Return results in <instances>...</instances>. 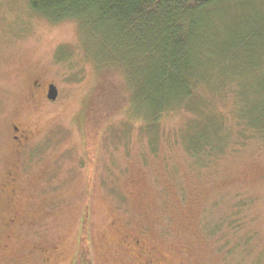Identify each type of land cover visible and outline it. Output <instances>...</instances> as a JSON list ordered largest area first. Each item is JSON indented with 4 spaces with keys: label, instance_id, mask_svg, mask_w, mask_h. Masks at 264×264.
I'll list each match as a JSON object with an SVG mask.
<instances>
[{
    "label": "rangeland",
    "instance_id": "rangeland-1",
    "mask_svg": "<svg viewBox=\"0 0 264 264\" xmlns=\"http://www.w3.org/2000/svg\"><path fill=\"white\" fill-rule=\"evenodd\" d=\"M203 12L211 31L195 37L191 105L227 147L202 163L184 143L198 136L187 108L150 123L126 105L84 134L98 77L78 21L0 0V242L10 232L14 247L0 264H75L81 240L89 264H145L136 240L156 248V264H264V0ZM34 81L54 84L56 100ZM12 124L32 131L19 155Z\"/></svg>",
    "mask_w": 264,
    "mask_h": 264
},
{
    "label": "trees",
    "instance_id": "trees-1",
    "mask_svg": "<svg viewBox=\"0 0 264 264\" xmlns=\"http://www.w3.org/2000/svg\"><path fill=\"white\" fill-rule=\"evenodd\" d=\"M26 1L52 23L78 21L98 77L84 124V134L87 123L95 134L126 105L150 123L172 111L193 110L191 100L201 84L193 55L195 37L198 29L207 33L211 27L202 24L203 11L220 2L243 0ZM196 124L198 136L184 143L194 160L203 163V156L210 158L227 147V135L219 123L214 124L220 134L201 121ZM81 241L75 264H89L88 244Z\"/></svg>",
    "mask_w": 264,
    "mask_h": 264
},
{
    "label": "flooded vegetation",
    "instance_id": "flooded-vegetation-1",
    "mask_svg": "<svg viewBox=\"0 0 264 264\" xmlns=\"http://www.w3.org/2000/svg\"><path fill=\"white\" fill-rule=\"evenodd\" d=\"M51 82H38V81H34L32 84V88L34 91H36L37 93H39V91L41 92L43 101L45 102H53L56 100V98L54 100H50L47 98V93H48V87L50 85ZM31 135H32V131H30V129L28 128H21L16 124H12L11 125V144L13 147V152H16L17 155H19L20 151H23L25 148V152L28 151V146H29V142L31 140ZM24 152V153H25ZM14 164L17 166V162L13 163L11 168H9L7 170V185L10 188H15L17 186L18 183V179L17 177H15L14 174ZM18 213L17 211H12L11 212V217L8 220V223H6V227L8 230H11L12 227H14L16 224V221L18 220ZM138 243V245L140 246V252L142 255V258L144 260L145 264H156V261L158 259V256L156 255V248L154 246H146V243H148L147 241L144 242H139V240H136L134 242V244ZM141 244V245H140ZM14 249L13 247V239H12V235L10 232H8L5 237L2 239V241L0 242V259H5L8 257L10 251H12ZM30 253L35 255L38 253L41 254H46L47 250L44 248V246L41 245H34L30 250ZM53 252H55L56 250L53 249Z\"/></svg>",
    "mask_w": 264,
    "mask_h": 264
},
{
    "label": "water",
    "instance_id": "water-1",
    "mask_svg": "<svg viewBox=\"0 0 264 264\" xmlns=\"http://www.w3.org/2000/svg\"><path fill=\"white\" fill-rule=\"evenodd\" d=\"M57 96V88L54 84H50L48 87L47 98L50 100H54Z\"/></svg>",
    "mask_w": 264,
    "mask_h": 264
}]
</instances>
